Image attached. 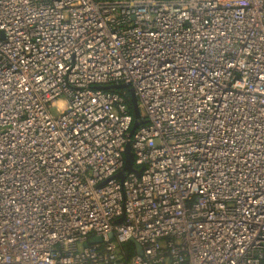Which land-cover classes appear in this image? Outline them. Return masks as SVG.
<instances>
[{"label":"built area","instance_id":"2783aa9c","mask_svg":"<svg viewBox=\"0 0 264 264\" xmlns=\"http://www.w3.org/2000/svg\"><path fill=\"white\" fill-rule=\"evenodd\" d=\"M0 264H264V0H0Z\"/></svg>","mask_w":264,"mask_h":264},{"label":"water","instance_id":"95a60500","mask_svg":"<svg viewBox=\"0 0 264 264\" xmlns=\"http://www.w3.org/2000/svg\"><path fill=\"white\" fill-rule=\"evenodd\" d=\"M95 89L97 90H103V91H110V90H123L126 91L129 95V99L132 105V114H133V123L132 126L130 128V131L128 133V138H130L132 136V134L134 133V131L140 126L142 125L145 121L141 120L140 118V112L139 109L137 107V100H136V96L134 93V90L129 87L128 84L123 83V84H111V85H105V86H97L95 87ZM123 156H124V167L122 169V171H120L119 173L116 174V178L120 181H122L125 177V174H129V173H133L136 176L140 175V170H136L133 167V154L131 152V147H130V143L129 141H127L125 143L124 146V151H123ZM112 235L109 234V238H111ZM132 241V240H131ZM101 242V238L100 237H92L88 239V243L89 244H93V243H100ZM137 254H141V251L139 249V247L137 246Z\"/></svg>","mask_w":264,"mask_h":264},{"label":"trees","instance_id":"16d2710c","mask_svg":"<svg viewBox=\"0 0 264 264\" xmlns=\"http://www.w3.org/2000/svg\"><path fill=\"white\" fill-rule=\"evenodd\" d=\"M110 91L119 92V93H122L124 95V98L126 99V105L128 107L130 114L132 115V118H133L132 105H131L128 93L126 91H123V90H110Z\"/></svg>","mask_w":264,"mask_h":264},{"label":"rangeland","instance_id":"374dc122","mask_svg":"<svg viewBox=\"0 0 264 264\" xmlns=\"http://www.w3.org/2000/svg\"><path fill=\"white\" fill-rule=\"evenodd\" d=\"M110 1H114V0H110ZM158 1H164V0H158ZM140 114H143V110L139 109ZM52 113L56 114V110L52 109Z\"/></svg>","mask_w":264,"mask_h":264}]
</instances>
